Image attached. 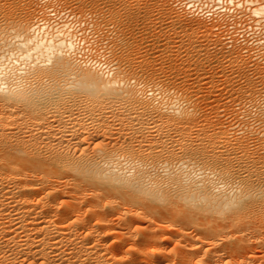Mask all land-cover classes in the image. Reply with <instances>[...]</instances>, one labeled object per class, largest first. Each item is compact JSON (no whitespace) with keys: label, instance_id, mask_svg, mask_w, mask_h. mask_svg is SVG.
<instances>
[{"label":"bare ground","instance_id":"1","mask_svg":"<svg viewBox=\"0 0 264 264\" xmlns=\"http://www.w3.org/2000/svg\"><path fill=\"white\" fill-rule=\"evenodd\" d=\"M0 1V264H264V45L238 42L234 64L260 59L259 85L221 126L163 81L101 61L110 52L74 26L79 12ZM243 3L264 18L259 0Z\"/></svg>","mask_w":264,"mask_h":264},{"label":"rangeland","instance_id":"2","mask_svg":"<svg viewBox=\"0 0 264 264\" xmlns=\"http://www.w3.org/2000/svg\"><path fill=\"white\" fill-rule=\"evenodd\" d=\"M22 1H24L25 4L29 5L30 9L35 7V8H33L34 11H37V8L39 9L43 4L47 5V7H48V5H50V6L54 5L55 9L57 10L56 12L58 13L60 11L58 13L59 16H61V18L63 20L67 19L68 21H69V18H71L75 14H76L75 15V18H76L77 14L79 12V14L76 18L78 21H76V22L78 24H79V22H81V25L80 24L78 25L76 23L77 25L74 24V26L77 29L82 28L85 31L89 30L87 28H90L91 33L90 32L88 33V31H86V34L88 33L86 36V39H88V42H90V44H91L92 43L91 41L94 40L92 38H95V41L98 44L102 43L101 44L102 46L98 45L99 49H106L104 52H108V51L110 52L108 54L109 56H107V58H101V61L108 60V57H110V56L113 57L112 59H114V60L116 59L115 60L116 62L119 60L118 61L119 63L117 62V64L120 66V69L121 70L124 69L125 73H127V75H125L124 72L122 73L124 78L128 79V76H129V79L135 78L134 79L135 83L137 82L136 81L137 76H139L140 74L141 75L139 77H141V78H139V77H138L139 79L137 78L138 79L137 83H139L140 80L143 82H146L147 79H148L147 83H148V81L150 83L151 81H153V79L163 81L162 83L164 84L163 85L164 89L165 88L167 89L168 87H169L168 89H171V88L174 89L175 88V91H178V93L180 94V98L184 96L182 94H185V96L187 98L190 97L189 100L193 98L190 101L191 103L193 101V103L191 105L193 106L194 104H196L193 107L196 110L198 109L197 112L200 113L199 115H202L203 119L206 118L209 121L211 120L212 123H217L218 122L217 120H219V122H221V123H224L221 126L226 125V123H227L226 121H229L230 124H231V122H232V124L235 123L236 121L231 120L230 118H232L234 115L233 113L235 112L234 109L237 108V103L239 102V100L241 103L244 102L242 100L245 99L244 95L247 92L246 89H249L251 87V85H253V86H255L256 84L259 85V82H258L259 78H255L254 73L252 72V69L255 67L254 63L260 62L259 61L260 59H257L256 57H255L256 59L252 58L253 61H252V59H250L248 61V64H245V66L244 65L243 66L238 65V67L236 66L237 63L234 64V61H233L234 58L238 56L239 48L246 46V44L248 45L247 47L251 46L250 49L253 47L257 48L258 46L262 47L264 45V18H262V19L256 18V17L251 15V13L248 9H250V7H252V6L249 4L246 5V3H243L247 0H240V1L234 0V2H235L234 5L237 2L243 3V6H241V8H237L232 4H225L227 0H221L223 2L222 4H224V6L226 8V11L222 12L223 14H221V12L217 13L216 10H214L215 8L213 7L212 4H210V3H212V2H210V0H191V1H194V3H195V1H197V2H200L201 4L203 3L204 5L208 4V6H212L213 8L210 9V12H212V15L211 14L207 15V13H204L206 11V8H204L203 12H200L202 8L195 7V5H193V4L189 5L190 11L189 10L187 11L186 2L190 1V0H61L62 3L60 0H56V2H54L55 0H50V2H48L47 0H44V2L47 1L45 3L42 2L43 0H40L37 2H36V0L34 2L32 0H20V1L19 0H13V3L14 2L20 3ZM25 1H28V2H25ZM259 1L264 4L263 0H259ZM40 2H42L43 4L42 3L40 4ZM0 3L2 4L1 1H0ZM38 3H39V5H38ZM215 3H216V1H215ZM2 5H3L5 11H7L6 10V7H7L6 4H2ZM13 6L14 5L11 6L10 18L13 21L15 19H16L15 21H17V18H19L21 16L20 12L22 13V10H20V7L17 4L18 7L15 6V8H16V10L19 9V11L18 10L14 11L15 8ZM58 7H59V10L57 9ZM50 8L53 9L52 7H50ZM85 10H87V11L85 12ZM15 12H17V13H15ZM176 12L177 13L182 12V14H185V15L187 13L186 20H183V21L174 20L172 15H173V13H176ZM52 13L53 12H51L50 14H52ZM81 13L82 14L84 13V14L82 15ZM86 13H87V15H85ZM88 13H89V15H88ZM34 14H35V12H34ZM80 15L82 18L80 17ZM90 15H91V17H90ZM188 15H190V16H188ZM13 16H15L14 17L15 19L13 18ZM87 16H89L90 18L88 17L89 18L88 19ZM223 16L224 17L228 16L229 18L227 17L228 19H226V18L223 19L224 18ZM38 17H40V15ZM53 17L54 16L51 15V18H53ZM84 17H86L87 19ZM55 19H57V18L55 17L54 20ZM217 19H219V20H217ZM231 19H233V20H231ZM80 20H82V21H80ZM84 20L88 23L85 24L86 22ZM92 20H94V22ZM225 20L227 21V24L223 22ZM229 20H231V21H229ZM13 21L11 22V24L13 23ZM51 21H53V20H51ZM89 21L90 22L92 21L91 23L98 26V27L90 24ZM217 21H218V23H217ZM219 21H221L222 23L221 22L219 23ZM197 22L201 23V24H198ZM203 23H206L210 27L212 26V28L215 25L216 29L214 28V29H212L213 31L211 30L212 35H210V37L204 36V33L202 32V29H201V25ZM223 23H224V25H223ZM220 24L223 26L221 27ZM198 25H200V27ZM216 25H217V27H216ZM219 25L221 28L218 27ZM92 26H93V29H91ZM217 28H218V30L220 28V30L218 31ZM105 29H107V30H105ZM230 29L232 30V32H235L236 30H238V32H239L238 33L239 36H237L238 38L233 37ZM93 30H95V31H93ZM183 30H184V33H183ZM92 31H93V33H92ZM96 31H97V33L98 32L99 33L97 34ZM220 31L221 32L224 31V32L221 33ZM218 32H220V33H218ZM216 33L219 36H221L220 39H222L223 40L222 42H225V43H222L220 40V43H218L217 45L215 44L216 46L213 44V41H211V39H213L214 37L217 38L218 35ZM91 34H93L92 38L90 37ZM94 35H98V36L94 37ZM199 35H200V37H199ZM202 35H203V37H202ZM193 37H195V38L193 39ZM207 37H209V38H207ZM222 37H224V38H222ZM231 39L233 42L230 41ZM109 40H111V41H109ZM228 40L230 42H227ZM208 41H210V42H208ZM241 41H243V42L247 41V42H245V44L242 42L244 45L241 46V44H240ZM96 42H95V44H97ZM238 42H240V43H238ZM191 43H193V44H191ZM84 44H82L83 48L87 45V44L86 45H84ZM238 44H240L241 47H239ZM123 45H125V46H123ZM109 47H110V49H109ZM118 47H119V49H117ZM220 47L222 49L223 48H225V49L222 50ZM204 48H205V50H204ZM263 48H264V46L262 47V49ZM127 50L129 52H127ZM188 52H189V54H188ZM221 52H222V54H221ZM235 52H237V53H235ZM230 53H231V55H230ZM233 54H235L236 56ZM129 55H130V57L127 58ZM226 55L227 56L229 55V56L226 57ZM142 57H144V58H142ZM189 58H191V59H189ZM188 60H190V61H188ZM145 61H146V63H145ZM192 61H194V62H192ZM120 62H121V64H120ZM125 62L129 66L126 65ZM134 63H135V65H134ZM141 63H142V66H141ZM122 66H123V68H122ZM246 66H248L247 68H249V70L246 68ZM239 67H241L242 69ZM237 68H239L241 70H239ZM146 69H147V71L150 70L151 73L147 72ZM129 70H130V72H129ZM154 70H156V71H154ZM192 70H194V71H192ZM234 71H236V72H234ZM133 72H135V73H133ZM130 73H132L133 75L136 74V76L134 75V77H133V75H131ZM129 74L132 77H130ZM156 74H157V76L159 75L158 78H156ZM172 75H174V76H172ZM238 75L241 77H239ZM242 75H245V76H242ZM148 77L149 78L151 77V78L149 79ZM248 78H250V80ZM221 79H222V81H221ZM177 80H179V81H177ZM244 81H245V83H244ZM143 82H141L139 84H142ZM171 83L174 86L173 85L169 86V85H171ZM145 84L146 83H143L142 85L145 86ZM181 85H182V87H181ZM247 86H248V88H247ZM177 87H180L182 90L180 88L177 89ZM186 87L188 89H186ZM232 87L235 89H233ZM239 88H241V90ZM231 89H233V93H232ZM183 90H185V91H183ZM188 90H190L191 93H189ZM181 91H183V92H181ZM242 91H244V92H242ZM187 92H188V96L186 95ZM191 94L193 97L190 96ZM195 99H197L198 103L195 102L196 101ZM233 99H235V100H233ZM207 101H208V103H207ZM234 105H235V107H234ZM199 106H201V107H199ZM232 107H233V109H232ZM209 111H211V112H209ZM227 111L228 112L231 111V112L228 113ZM204 114H205V117H204ZM226 114H228V115H226ZM215 115L217 116V118ZM212 117L215 119H212ZM221 119H224L225 121L221 120ZM222 121H224V122H222ZM235 127H237V128H234V129L237 130L239 127L238 124H236Z\"/></svg>","mask_w":264,"mask_h":264},{"label":"built area","instance_id":"3","mask_svg":"<svg viewBox=\"0 0 264 264\" xmlns=\"http://www.w3.org/2000/svg\"><path fill=\"white\" fill-rule=\"evenodd\" d=\"M191 4L195 5V7L202 8L200 12H203L204 8H206V11L204 13H207V15H210V14L212 15V12H210V9H212L213 7H216L215 10L217 13H219V12L222 13L223 11H226V8H225L224 4H222V3H210L213 5V7H212V6H208V4L204 5L203 3L201 4L200 2H197V1H195V3H194V1H191V0L186 2L187 11L189 10V5H191Z\"/></svg>","mask_w":264,"mask_h":264},{"label":"snow or ice","instance_id":"4","mask_svg":"<svg viewBox=\"0 0 264 264\" xmlns=\"http://www.w3.org/2000/svg\"><path fill=\"white\" fill-rule=\"evenodd\" d=\"M49 63H52L51 61Z\"/></svg>","mask_w":264,"mask_h":264}]
</instances>
